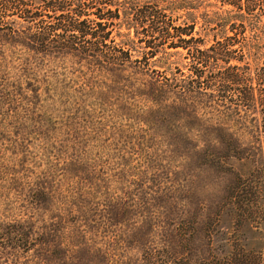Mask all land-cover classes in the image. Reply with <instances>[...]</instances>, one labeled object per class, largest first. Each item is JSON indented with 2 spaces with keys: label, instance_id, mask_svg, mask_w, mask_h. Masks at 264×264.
Here are the masks:
<instances>
[{
  "label": "trees",
  "instance_id": "obj_1",
  "mask_svg": "<svg viewBox=\"0 0 264 264\" xmlns=\"http://www.w3.org/2000/svg\"><path fill=\"white\" fill-rule=\"evenodd\" d=\"M0 44L20 46L28 59L84 61L116 83L132 53L159 61L169 75L137 90L148 107L123 104L117 114L142 125L137 147L151 139L184 161L170 171L148 160L128 199L100 204L78 192L60 196L39 178L28 189L12 183L42 217L0 222V264H264V0H0ZM176 55L181 66L170 59ZM22 76L34 97L50 89L48 106L64 116L84 101L54 80ZM211 104L218 114L205 118L198 107ZM65 165L76 183L87 178L81 160ZM191 165L232 175L201 227L207 240L199 250L192 245L204 207L192 199ZM136 217L140 224H127ZM154 219L164 222L157 251ZM254 228L257 249L246 254L244 231ZM129 249L138 257L127 258Z\"/></svg>",
  "mask_w": 264,
  "mask_h": 264
},
{
  "label": "rangeland",
  "instance_id": "obj_2",
  "mask_svg": "<svg viewBox=\"0 0 264 264\" xmlns=\"http://www.w3.org/2000/svg\"><path fill=\"white\" fill-rule=\"evenodd\" d=\"M195 30L199 31V25ZM211 39L209 36L205 40L210 42ZM132 54L130 62L122 69L124 81L116 83L104 70L84 61L70 57L28 59L27 52L20 46L0 44V222L42 217V213L22 202V194L11 187L15 182L28 189L39 178L54 185L60 196L78 192L100 204L104 200L128 199L135 189L139 169H144L148 160H160L170 171L181 167L183 158L170 154L157 141L150 139L148 144L139 145L142 149L137 147L144 135L136 140L133 136L142 125L134 118L117 114L123 104L131 110L146 109L149 103L137 90L145 88L147 82L160 73L164 75L162 71L167 68L155 59ZM170 59L179 66L184 62L180 55ZM25 70L45 85L54 80L69 91L77 90L84 101L78 107L75 104L69 116L62 115L57 108L48 106L50 89L44 91L50 95L41 94V97H34L27 89L22 76ZM101 91L104 98L100 103L93 101V97L99 98ZM213 106L200 105L199 113L213 119L218 114ZM73 159L86 164L83 177L87 178L81 183H76V179L66 173L65 163ZM191 167L194 169L192 199L194 205L204 207L197 217V238L192 245L199 250L205 247L207 240L201 227L213 219L211 211L232 175ZM141 220L136 217L127 224L138 225ZM153 221L151 241L157 251L162 246L160 225L164 222ZM231 222L230 216H221V225L226 227ZM259 234L255 228L244 231L241 243L246 254L257 249ZM137 252L129 249L126 257L133 260L138 257Z\"/></svg>",
  "mask_w": 264,
  "mask_h": 264
}]
</instances>
